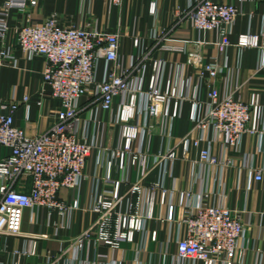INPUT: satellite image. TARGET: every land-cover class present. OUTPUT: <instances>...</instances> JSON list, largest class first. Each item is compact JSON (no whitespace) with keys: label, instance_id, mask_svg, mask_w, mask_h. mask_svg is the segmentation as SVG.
<instances>
[{"label":"built area","instance_id":"2783aa9c","mask_svg":"<svg viewBox=\"0 0 264 264\" xmlns=\"http://www.w3.org/2000/svg\"><path fill=\"white\" fill-rule=\"evenodd\" d=\"M39 2L4 0L0 9V68L5 62L15 67L18 63L14 48L6 44L9 12H28ZM159 3L160 0H150L149 11L154 16L158 14ZM239 14L237 5L228 0H195L185 12L177 14L171 28L152 34L156 40L153 48L132 58L127 65L122 63L118 31L67 26L55 16L40 25L18 27L17 47L29 60L45 58L44 83L61 106L55 121L46 130L29 134L15 124V114L22 105L26 119H30L29 96L22 100H0V150H8L0 154V252L8 236L29 238L28 246L16 250L9 264H23L25 259L37 256L40 238L49 237L23 232L27 209L34 216L42 209L48 211L49 217L57 212L62 219L57 229L72 225L71 216L80 208V202L77 199L65 203L59 200V194L65 188L78 189L88 178L85 170L98 144L81 135V114L86 110L88 124L97 120L99 110L109 113L116 110L112 121L119 126V138L116 147L108 150L104 178L107 186L95 194L89 207L97 219L71 237L59 255L48 254L45 264H59L64 257L67 264H122L116 260L117 251L124 244L133 243L136 234L144 231L148 221L156 217L157 191L162 203L168 197L169 191L162 184L144 185L153 169L172 168L177 160L188 158L192 149L199 150L197 162L204 166L233 165L227 152L240 151L244 134L260 132V120L264 118L260 92H253L250 100H244L233 91L223 92L219 87V78L227 65V52L232 46L230 36ZM182 22H189L199 32L218 31L216 46L224 58L222 64L205 60V44L201 41L192 48L189 42H171V33ZM134 45L140 47V38L134 39ZM236 45L241 49L260 50L264 60V41L260 34L241 33ZM155 49L185 53L186 65L194 68L197 81L189 79L185 83L182 78V84H174L166 78V61L158 58L153 60L152 72L147 74ZM102 62L106 64V71L100 77ZM82 100H86V106ZM184 102L190 104L192 127L186 136L175 141L170 128L179 118ZM158 127L163 143L154 154L151 142ZM207 130L214 132L215 143L223 142V158L211 150V141L202 146L207 141L204 137ZM115 166L122 173L119 178L113 177ZM131 169L138 173L134 182L125 175ZM249 169L256 181L264 180V166ZM28 179L29 188L25 185ZM124 184L128 185L126 194L121 192ZM128 194L136 196L137 201L126 204ZM175 210V205L169 204L167 220L175 222L178 229L175 242L178 264L196 261L242 264L247 226L240 213L220 204L201 202L193 208L186 207L182 218L177 220ZM157 238L158 233L151 232L152 241ZM101 248L107 252L102 253ZM69 252H73L71 258Z\"/></svg>","mask_w":264,"mask_h":264},{"label":"crops","instance_id":"0c3cea01","mask_svg":"<svg viewBox=\"0 0 264 264\" xmlns=\"http://www.w3.org/2000/svg\"><path fill=\"white\" fill-rule=\"evenodd\" d=\"M237 5L240 14L237 17L234 30L230 36L232 46L227 52V65L219 78L220 90H231L236 97L250 100L253 92H260L264 105V60L262 53L254 48H239L238 35L251 32L260 34L264 41V0H228ZM195 0H160L158 14L152 15L149 11L150 0H40L38 6L28 12L11 10L9 12L10 31L6 44L12 46L18 57L17 66L10 62L0 68V100H22L24 96L30 98V119L25 117V108L22 105L15 114V124L26 129L29 134L46 130L56 119L60 102L51 97L49 86L45 85L43 72L46 60L37 57L29 60L27 55L17 47V32L19 26L40 25L51 16H55L62 24L77 27H96L109 31H118L121 34L120 55L124 65L129 64L132 58H138L143 53L153 48L155 41L154 32L166 31L172 27L177 14L185 12ZM4 0H0V9ZM140 38L141 45L136 47L134 39ZM172 43L182 44L189 42V47L201 41L205 44L204 57L206 61L222 64L221 56L216 42L219 40L218 31L199 32L194 30L189 22H182L171 33ZM170 42V43H171ZM152 60L148 62L147 74L152 72L154 59L166 61V78L174 84H182V78L196 80V71L186 65L187 55L179 52H168L155 49ZM223 58V59H222ZM106 71V64L99 66V75L102 77ZM204 94V93H203ZM86 106V100H82ZM205 106H201V112ZM115 112L96 113L97 120L88 124L87 110L81 114L80 132L89 140L98 145L89 158L85 173L88 176L83 184L75 190L63 189L59 200L70 204L79 200L80 208L72 214V225L67 228L57 229L62 221L57 212L49 217L48 211L42 209L34 216L31 209L24 214L23 232L25 234H47L48 238L39 240L38 255L24 260L23 264H45V257L50 254L57 256L61 250L68 246L69 239L89 227L96 219L97 214L89 207L96 193L101 192L107 185L106 160L108 150H113L119 138V126L112 119ZM190 104L184 102L180 116L174 120L169 128L173 139L176 141L186 136L192 123L189 119ZM155 122V119H150ZM103 127V128H102ZM168 128V130H169ZM160 127L153 134L151 153H157L163 143ZM260 132L257 134H244L240 151L231 150L227 156L233 165L204 166L197 162L199 150L192 149L186 159L177 160L172 168L157 167L145 179L144 185L152 187L157 182L169 191L165 203L161 202V194L157 191L155 213L156 217L148 221L146 228L136 234L135 241L124 244L117 251L116 260L122 264H178L176 260L175 242L178 229L175 222L167 220L169 204L175 205V216L180 220L187 207H194L201 202L220 204L238 212L243 217L247 226L245 247L246 252L242 264H264V180L256 181L250 167L264 166V118L260 120ZM202 146L209 145L211 150L223 158V142H214V132L207 130ZM166 143V142H165ZM7 149L2 148L0 154H6ZM122 173L115 166L113 177L119 178ZM131 182L136 181L138 173L131 169L125 174ZM27 188L31 181H25ZM128 185L121 188L126 194ZM137 201L136 196L128 194L126 204ZM156 231L158 238L152 241L151 232ZM29 238L25 236H8L4 239L3 249L0 252L2 264L12 262V255L16 250L25 249ZM93 249L90 255L93 257ZM106 253V248H101ZM70 258L73 252H69ZM59 264H67V259H61ZM184 264V263H183ZM185 264H203L202 262H185Z\"/></svg>","mask_w":264,"mask_h":264}]
</instances>
